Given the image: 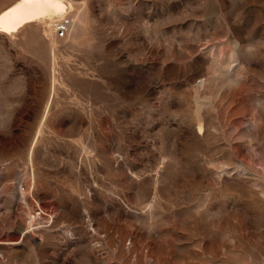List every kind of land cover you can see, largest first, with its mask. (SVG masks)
Masks as SVG:
<instances>
[{
  "label": "rangeland",
  "instance_id": "rangeland-1",
  "mask_svg": "<svg viewBox=\"0 0 264 264\" xmlns=\"http://www.w3.org/2000/svg\"><path fill=\"white\" fill-rule=\"evenodd\" d=\"M71 2L0 36V264H264V0Z\"/></svg>",
  "mask_w": 264,
  "mask_h": 264
},
{
  "label": "bare ground",
  "instance_id": "bare-ground-1",
  "mask_svg": "<svg viewBox=\"0 0 264 264\" xmlns=\"http://www.w3.org/2000/svg\"><path fill=\"white\" fill-rule=\"evenodd\" d=\"M74 11L75 4L71 0H14L0 10V36L5 35L12 40H18L26 31L38 28L39 32V28L52 24L58 40L69 39L73 28L78 38L84 13L82 11L78 13L74 21L72 16ZM60 27L66 30L63 38L60 37ZM61 47L53 48V60L56 52H62L63 47ZM197 127L199 134L202 135L205 131L203 122H200Z\"/></svg>",
  "mask_w": 264,
  "mask_h": 264
},
{
  "label": "built area",
  "instance_id": "built-area-1",
  "mask_svg": "<svg viewBox=\"0 0 264 264\" xmlns=\"http://www.w3.org/2000/svg\"><path fill=\"white\" fill-rule=\"evenodd\" d=\"M59 31H60V37L63 38L65 35V31H66L65 28L60 27Z\"/></svg>",
  "mask_w": 264,
  "mask_h": 264
}]
</instances>
